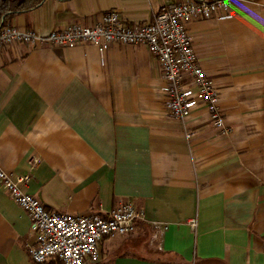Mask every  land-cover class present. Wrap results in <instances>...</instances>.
Listing matches in <instances>:
<instances>
[{"label": "crops", "instance_id": "crops-1", "mask_svg": "<svg viewBox=\"0 0 264 264\" xmlns=\"http://www.w3.org/2000/svg\"><path fill=\"white\" fill-rule=\"evenodd\" d=\"M178 1L44 0L8 24L48 33L113 11L144 24ZM231 15L185 25L229 133L204 105L184 122L170 116L145 46L0 50V167L31 174L25 191L49 213L107 219L125 203L144 213L86 264H264V0H233ZM34 243L28 214L0 185V264H36Z\"/></svg>", "mask_w": 264, "mask_h": 264}, {"label": "built area", "instance_id": "built-area-1", "mask_svg": "<svg viewBox=\"0 0 264 264\" xmlns=\"http://www.w3.org/2000/svg\"><path fill=\"white\" fill-rule=\"evenodd\" d=\"M232 1L169 3L160 9L153 22L144 24L129 25L115 11L104 15L94 26L72 24L62 31L48 33L24 31L7 24L0 26V50L12 44L66 49L91 44L104 56L114 43L145 46L160 64L170 116L184 122L195 108L204 105L215 128L229 133L219 109L217 88L197 61L185 25L199 19L231 18ZM37 164V159L31 161L32 168ZM31 179V174H10L0 167V185L30 218L35 243L29 248V254L36 264L53 257L63 264L96 263L100 258V243L106 237L131 234L136 220L144 218V213L132 203L120 205L107 219L49 213L38 198L25 191Z\"/></svg>", "mask_w": 264, "mask_h": 264}, {"label": "trees", "instance_id": "trees-1", "mask_svg": "<svg viewBox=\"0 0 264 264\" xmlns=\"http://www.w3.org/2000/svg\"><path fill=\"white\" fill-rule=\"evenodd\" d=\"M43 2L44 0H0V26L7 25L16 15L37 9Z\"/></svg>", "mask_w": 264, "mask_h": 264}]
</instances>
